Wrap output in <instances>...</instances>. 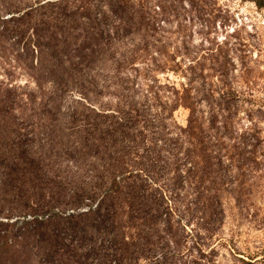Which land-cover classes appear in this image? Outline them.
<instances>
[{"label":"trees","instance_id":"obj_1","mask_svg":"<svg viewBox=\"0 0 264 264\" xmlns=\"http://www.w3.org/2000/svg\"><path fill=\"white\" fill-rule=\"evenodd\" d=\"M206 2L0 0V59L40 73L39 91L0 81V264L264 263L237 246L264 200V97L233 86L223 44L194 42ZM84 70L108 100L78 91L66 148L41 143L46 79L56 95Z\"/></svg>","mask_w":264,"mask_h":264},{"label":"rangeland","instance_id":"obj_2","mask_svg":"<svg viewBox=\"0 0 264 264\" xmlns=\"http://www.w3.org/2000/svg\"><path fill=\"white\" fill-rule=\"evenodd\" d=\"M208 11L200 19L195 22V29L200 30L194 38L195 43H199L203 37L210 40H216L223 44L228 53V57L232 59V73L230 81L244 97L251 95H262L264 97V10H257L256 6L248 0H207ZM15 41H11L10 44ZM208 43V42H207ZM17 50H14L12 56L16 57ZM17 66V68H15ZM231 66V65H230ZM11 72L13 74H11ZM89 71L84 70L82 76L86 79L83 83L76 86L69 82L62 89H57L56 95L49 94L53 85L46 79L43 89L48 92L45 96L47 102L44 107L41 106L40 112L50 109L49 123L53 124L51 130L43 127L39 128L44 133L40 135L43 144L49 138H56L63 149L67 146L66 132L68 131L69 117L66 114L68 108L76 105V100L81 94L78 92L84 90L93 99L99 102H106L107 91H102V86L95 89L94 78L87 77ZM40 74L36 70L22 67L21 64L12 60V63H6L0 59V81L6 80L16 83L22 87H26L29 91H39L36 75ZM104 75H100L98 83L102 84ZM169 78L173 79V75L169 74ZM38 93V92H37ZM165 99L169 93L161 92ZM115 102V101H113ZM40 101L35 103L39 106ZM105 104V103H104ZM207 110V107L204 106ZM244 113V112H243ZM188 111L179 109L175 116L179 123L185 124ZM255 120H262L264 138V115L259 112L255 115ZM168 123L170 121L167 120ZM38 132V131H37ZM173 134V133H172ZM171 136V134H170ZM35 138V137H32ZM33 149L39 148L40 144H29ZM264 148V145H263ZM69 171H76L77 168L70 165ZM91 182L90 172H84L77 175V180L73 178V183L69 185L83 186ZM83 184V185H82ZM260 206L251 210L250 219L254 220L251 227L243 226L241 238L237 241L238 248L244 249L247 245L264 246V200L259 203ZM229 230L228 226L226 227ZM217 260L221 264H239L237 260H232L230 250L225 247H219L217 250ZM254 264H264L262 260Z\"/></svg>","mask_w":264,"mask_h":264}]
</instances>
